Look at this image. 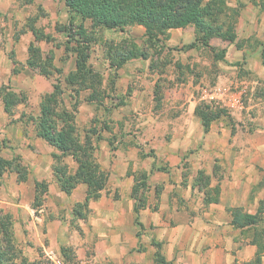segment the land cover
Segmentation results:
<instances>
[{"label": "rangeland", "instance_id": "obj_1", "mask_svg": "<svg viewBox=\"0 0 264 264\" xmlns=\"http://www.w3.org/2000/svg\"><path fill=\"white\" fill-rule=\"evenodd\" d=\"M69 16L63 0H0V156L11 160L0 171V216L8 212L12 215L15 248L28 261L38 264H42L43 259L55 264L48 256L51 250L63 259V264H89L88 251L78 250L76 234L79 237L83 235L80 221H86L91 210L88 203L95 200L90 199L86 207H82L79 203L84 200L64 198L54 206L49 202V196H52L49 189L46 194L40 189L35 191L34 180L41 173L34 171L28 162V157L30 159L33 155L28 152L34 150L35 140L39 137L37 117L40 101L52 93L54 84L59 82L63 90L59 98L68 109L73 103L77 105L74 119L80 137L85 134L95 140L92 132L100 134L101 138L96 141L97 156L100 147L125 145L129 138L137 135L138 141L145 140L153 131L167 129L166 99L171 90L175 85L198 80L203 69L206 88L195 89L201 98L197 105L208 104L215 108L217 104L218 109H223L222 113L228 111L220 105L227 94L233 93L226 97L227 100L236 96L244 98L243 84L235 86L234 82L239 75L248 76L242 67L234 69L232 74L226 71L229 68L225 64L233 60L226 55L229 41L220 36H210L207 42L211 49L202 44L201 33L193 23L168 27L161 32L154 29L156 35L148 38L144 23H129L122 29L106 28L93 26L90 19H82L77 14L72 15L70 24ZM81 24L85 32L76 28ZM68 25L75 30V40L63 30ZM234 29L239 33L241 27H237L235 22ZM191 42L195 44L191 49L200 54L187 52L184 46ZM121 47L144 52L145 56L129 58L116 68L114 64L120 58L115 56V51ZM79 50L87 53L85 65L92 70L84 79L83 84L88 85L82 87L76 96L71 89L76 83L71 84L69 80L77 81L70 77V72L76 70ZM220 53L224 55L223 59L218 58ZM198 55L205 62L201 67H198ZM234 76L236 78L230 81ZM219 84L223 87H217ZM252 92L261 96L257 101L261 109L264 84H259ZM10 93L14 96L10 97ZM4 94L8 101L17 103L8 104L6 109ZM147 142L143 146L141 143L138 145L153 153ZM44 143L52 146L46 141ZM53 153L60 154V151ZM53 153L52 173L53 167L60 163L68 167L67 159L70 160L71 155L54 157ZM71 159L74 160L73 157ZM17 166L22 168L18 173ZM195 175L199 176V172ZM24 176L26 178L22 180ZM143 176L136 173L139 188L136 192L138 200H135L142 203L140 209L144 207L150 191ZM142 181L144 185H140ZM198 197V192L192 191L188 200L193 214H196L193 205L200 202ZM52 219L65 222L66 231L60 228L58 220L51 224ZM28 221H34V229L29 227ZM141 230L138 229V237H141ZM148 240L150 244H158L150 236ZM159 257L157 254V261L161 260Z\"/></svg>", "mask_w": 264, "mask_h": 264}, {"label": "crops", "instance_id": "obj_2", "mask_svg": "<svg viewBox=\"0 0 264 264\" xmlns=\"http://www.w3.org/2000/svg\"><path fill=\"white\" fill-rule=\"evenodd\" d=\"M226 3L240 10L236 24L241 29L236 40L252 42L240 47L230 43L226 52L233 58L225 64L229 68L226 71L232 74L242 67L248 75H239L232 83L243 84L244 98L237 104L226 98L233 93L227 94L220 105L228 111L205 129L195 112L201 100L195 89L206 84L203 69L198 80L171 90L166 99L167 129H153L155 132L145 140L138 141V135L129 138V145L98 148L100 166L108 171L107 188L89 201L90 213L86 221H80L83 235L76 234L78 250L88 251L89 264H255L257 257L259 264H264V105L259 108L261 96L252 92L264 84V0ZM187 52L200 54L193 49ZM197 63L198 67L205 65L199 55ZM146 142L153 153L138 145ZM53 152L58 150L40 137L34 150L28 152L33 154L28 162L41 173L36 179L48 182L50 204L57 206L56 202L64 198L84 200V183L66 194L53 179ZM71 158L67 159L68 171L73 173L76 163ZM137 172L144 174L150 191L136 215L132 188ZM192 191H197L200 199L199 205H193L196 214L188 201ZM241 214L256 216V222L239 223L235 218ZM55 220L50 223L55 224ZM58 222L66 231V223ZM28 224L34 229V221ZM138 229H142L141 237ZM149 236L158 244H150ZM157 254L162 261H157Z\"/></svg>", "mask_w": 264, "mask_h": 264}, {"label": "trees", "instance_id": "obj_3", "mask_svg": "<svg viewBox=\"0 0 264 264\" xmlns=\"http://www.w3.org/2000/svg\"><path fill=\"white\" fill-rule=\"evenodd\" d=\"M69 16V22H73L72 15L77 14L82 19L88 18L93 26L106 28H120L129 23H144L146 25V33L148 38H153L157 31H163L165 28L185 25L193 23L202 36V44L211 48L207 42L210 36H220L230 43H235L240 47V43L236 40V31L234 24L239 14L238 8H232L227 5L226 0H63ZM230 14V15H228ZM227 19H229L228 23ZM78 31L85 32L83 25L76 26ZM157 30L153 32V30ZM66 35L75 40V30L71 25L63 28ZM79 33V32H77ZM81 35V34H80ZM79 42V40H77ZM195 46L191 42L184 46L185 49H191ZM76 70L70 72V77L76 78V82L69 80L74 87L71 89L74 93L80 91L82 87L88 84H83L86 74L91 68H86L85 61L87 53L82 50L77 52ZM80 53V54H79ZM145 56L144 52L133 51L124 47L118 48L115 51V56L120 59L116 68H119L129 59L138 56ZM218 58L223 59L222 53L217 54ZM262 63L264 64V46L262 48ZM96 74V73H94ZM78 83V84H77ZM91 86H89L90 88ZM62 88L59 82L54 84L53 91L46 94L40 101V111L37 117V134L48 144L54 146L60 151V154L53 153L54 157L71 155L76 163V169L73 173L68 171L66 164L60 163L57 167H53V176L60 189L66 194H70L76 184L84 183L86 186L84 201L79 203V206L86 207L90 199H96L101 194L108 180V171L100 166V163L95 154L96 141L101 138L96 131L94 139L90 136L83 135L80 137L79 130L75 123L74 115L77 111V105L71 104L69 109L63 104L59 96L62 93ZM10 97L14 94L10 93ZM59 98V99H58ZM3 102L8 109V104H15L17 101H8L5 94ZM196 114L200 117L204 128L206 129L210 121L219 117L223 112L222 108H211L210 105L196 106ZM11 160L4 159L0 156V171L11 163ZM17 173L21 167L17 166ZM144 177V176H143ZM201 177V175L199 176ZM26 176L22 178L24 180ZM197 180V178H196ZM142 181L140 185H144ZM35 191H48V182L46 180H34ZM138 182L132 188V195L136 198L138 191ZM137 199V198H136ZM138 200V199H137ZM134 205L136 215L142 206V203L137 202ZM140 201V200H139ZM75 213V212H74ZM137 219V217H136ZM239 223L256 222V216L243 215L235 218ZM139 223V222H138ZM260 233V232H258ZM264 242V226L261 229ZM13 219L8 212L0 216V264H38V262H30L25 258L19 249L13 244ZM162 261V259L160 260ZM42 264H50L46 260H41ZM259 258L255 260V264H259Z\"/></svg>", "mask_w": 264, "mask_h": 264}, {"label": "built area", "instance_id": "obj_4", "mask_svg": "<svg viewBox=\"0 0 264 264\" xmlns=\"http://www.w3.org/2000/svg\"><path fill=\"white\" fill-rule=\"evenodd\" d=\"M233 99H234V102L238 104L241 100V97L236 96ZM48 256L55 264H63V259L59 255H57L55 252H53L52 250L49 251Z\"/></svg>", "mask_w": 264, "mask_h": 264}]
</instances>
